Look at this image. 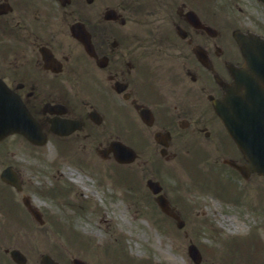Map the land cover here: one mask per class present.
Here are the masks:
<instances>
[{
  "label": "flooded vegetation",
  "instance_id": "1",
  "mask_svg": "<svg viewBox=\"0 0 264 264\" xmlns=\"http://www.w3.org/2000/svg\"><path fill=\"white\" fill-rule=\"evenodd\" d=\"M263 10L258 0H0V79L51 140L90 149L102 161L140 162L139 155L114 159L123 143L145 147L146 161L172 159L177 147L195 145L214 151L215 161L242 164L214 103L243 64L234 33L264 35ZM20 141L15 133L0 141V171L10 166L20 186L0 180V218L26 211L29 221L18 216L16 230H0V242L30 246L13 264H45L39 222L23 204L27 195L35 205L34 173L14 151L7 155V144ZM155 199L143 200L157 210ZM87 247L46 255L60 264H104ZM258 249L244 254L243 264H264ZM213 257L204 253L200 264Z\"/></svg>",
  "mask_w": 264,
  "mask_h": 264
},
{
  "label": "rangeland",
  "instance_id": "2",
  "mask_svg": "<svg viewBox=\"0 0 264 264\" xmlns=\"http://www.w3.org/2000/svg\"><path fill=\"white\" fill-rule=\"evenodd\" d=\"M16 148L19 147L17 146ZM203 154H207L210 157L212 155L208 150L200 149L199 147L186 149L181 148L178 151L176 158L177 160L174 164L165 162L155 166L159 173L157 176H159L158 178L160 179V181L165 185H170L172 188L175 181V186L178 187V190H172L173 194L175 193L179 196H183L181 197L183 198V200H180H182L184 203V209H182L183 216L186 220L184 230L188 231L190 234L198 231L199 233H201V235L206 236V232L210 233L212 231L211 228L213 225L215 226V228L221 230V234L223 236H227L231 234L232 230L234 229H237L239 232L246 231V223L248 221L253 224L256 222L257 224L258 218L252 216L249 210V212L244 210L239 214V217L246 218V222L244 224L240 220L236 221L237 217H234L231 214L224 215L222 213V203L217 199L213 198V200L211 197H208L205 194L202 195L197 191L203 190L205 187L209 186L208 188H210L213 192H217V188L215 187L217 185L214 183L222 186L226 185V182L223 179H220L215 175L210 176L204 173V168H206V166H211L212 162L209 161L207 163H203ZM53 155L55 156V149L52 144L50 146V149L47 151H43V153L40 149H34L32 147L30 148L26 144L20 146L18 153L16 152V156L28 159L32 163V165L35 166L34 169H37V171L35 170V172L40 174V182L41 179H43V181L46 182L45 184L47 185V183L49 184V180H52V182H55L56 185L59 184L63 189L64 185L69 186V184H65L66 178H59L58 174H56L55 176H51V174H54L56 171V164H51ZM151 164L153 163L145 165V168L143 166L138 168H143V171H145V169L147 171ZM98 168L104 173L102 174L98 172L97 175L100 179L103 178L105 182L109 180V177L106 176V173L115 172V167H110V165H99ZM167 170L168 172L166 173ZM125 173L127 175H124L119 171L120 176L117 173H113L112 176L117 181H119V178H121V180L125 181V183L122 184H126L129 187H133V184H136V192H141L139 188V180L135 177L134 173H129L128 171H125ZM177 177H179L178 180ZM262 184L264 185V180L262 181ZM68 186V190L65 189L67 193L62 194L60 196L61 198H59V201L62 202L63 205L65 204V202L71 201V199L74 201L77 200L75 196L76 193H78L77 189L72 191V188H70L71 186ZM94 189V187L91 188L88 185L86 190L81 189L83 191L82 193L84 194L78 195L81 196V203H83L84 205L82 207H79L77 205V208L73 210H68V208H66V216L59 215L60 220L65 223V225L71 223L86 237H117L118 241L120 243H124L125 249L129 252L128 253L126 251V253L132 254V256L134 255L139 259L142 258L152 260L153 258V260L155 261L161 260L159 264H190L189 258L186 254V246L188 243L187 239L189 238V236H185L184 232L181 229L176 230L175 227L174 229L168 227L166 223L159 219L156 214H154L141 202L140 198L136 196L134 197V195H129L130 202L128 216H126V214L123 216V214L112 205L117 200L113 202L109 201L108 198L104 197L100 190H97V195L93 198H95V200L100 204H104L105 207H94V203H91L87 199V195H90L88 194L87 190H90V192H92ZM120 189L121 191H124L123 186ZM239 191L241 193L243 192L242 190ZM240 196L241 198H243L245 194L243 193ZM263 197L264 195L262 194V198ZM39 198V201L43 204V206H46L49 210L54 208V205L49 198L42 196H40ZM78 200H80V198ZM78 200L75 202L76 204L80 203V201ZM124 200L125 199H123L121 202L124 205H128V202ZM240 203L244 204V202H242L241 200ZM249 203L250 205H254V200L251 199ZM263 204V200L257 195V199L255 201V209L257 210V212H259V208H261ZM63 205H60L55 210L62 211ZM234 207L236 208V206ZM244 212L248 213V218L246 217V215H242V213ZM49 215H52L56 220L58 219L57 216L55 217L53 214ZM222 216L229 217L230 220H226L224 219V217L222 218ZM49 224L52 225L54 223ZM42 229L43 230H41V232L49 234V239L53 237L49 232L50 229L47 225ZM208 244L213 245V241L209 240ZM5 245L6 244H3L2 247H4ZM101 246L102 245L95 244V247L97 249ZM228 253V255H230L231 257V261L228 260L229 264H242L240 262L241 252L233 254V252L230 250ZM221 255V253H218L216 255V258H221ZM216 258L215 260H213V262L211 260L207 264H214V261L217 260ZM111 261L120 264H129L126 262L116 261L114 258H112ZM0 264H7L2 255H0Z\"/></svg>",
  "mask_w": 264,
  "mask_h": 264
},
{
  "label": "water",
  "instance_id": "3",
  "mask_svg": "<svg viewBox=\"0 0 264 264\" xmlns=\"http://www.w3.org/2000/svg\"><path fill=\"white\" fill-rule=\"evenodd\" d=\"M238 41L243 51L249 55L247 56L248 61H250L249 57L253 59L250 54L251 51L249 50L251 45L248 43L253 45L254 53L258 56V59H255L254 66L251 65V62L247 63L246 68H249L248 74H245L243 70L237 72L236 79L238 86L241 84L244 86L247 85V89L249 90L247 91V94H245V91L242 93L238 90L237 94L232 92L230 97L227 98L229 99V102L231 100V105L229 108L222 107L220 116L238 145L247 152V157L252 162L250 167L264 170V104H262V102L264 103V96L262 95V92L264 93V91L261 90V85H264V41H259L254 37L248 39L244 36L238 37ZM250 67L258 69L259 73L256 72L255 76H252V69ZM251 88H256L258 90L252 91ZM238 92L240 94H238ZM251 92L254 94L252 95L253 97L249 94ZM234 97H236V99H234ZM232 103L234 110L231 109ZM245 103H255V109L257 107H260V109L253 110L252 112L246 111L243 109ZM7 110H9L8 115L5 117L8 120V126L4 129H1L2 127H0V137L8 131H21L25 135L31 133V128L27 123V120L31 119L25 111V113L22 111V114L18 111L16 105L9 106ZM11 110H13L14 113L16 112L15 116L12 115ZM10 119L16 121H11ZM162 208L165 212L176 217V214L165 203L162 204ZM193 248L194 247L190 245L191 255L195 258V261H197L196 257L198 253L195 252V249ZM193 253H195V255H193Z\"/></svg>",
  "mask_w": 264,
  "mask_h": 264
},
{
  "label": "bare ground",
  "instance_id": "4",
  "mask_svg": "<svg viewBox=\"0 0 264 264\" xmlns=\"http://www.w3.org/2000/svg\"><path fill=\"white\" fill-rule=\"evenodd\" d=\"M126 209V208H125ZM123 212H124V210H122ZM126 211H127V209H126Z\"/></svg>",
  "mask_w": 264,
  "mask_h": 264
}]
</instances>
